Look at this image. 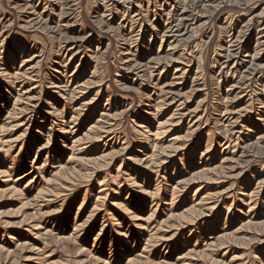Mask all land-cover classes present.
<instances>
[{
    "label": "rangeland",
    "instance_id": "1",
    "mask_svg": "<svg viewBox=\"0 0 264 264\" xmlns=\"http://www.w3.org/2000/svg\"><path fill=\"white\" fill-rule=\"evenodd\" d=\"M0 264H264V0H0Z\"/></svg>",
    "mask_w": 264,
    "mask_h": 264
},
{
    "label": "bare ground",
    "instance_id": "2",
    "mask_svg": "<svg viewBox=\"0 0 264 264\" xmlns=\"http://www.w3.org/2000/svg\"><path fill=\"white\" fill-rule=\"evenodd\" d=\"M71 159V158H70Z\"/></svg>",
    "mask_w": 264,
    "mask_h": 264
}]
</instances>
